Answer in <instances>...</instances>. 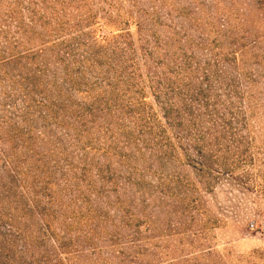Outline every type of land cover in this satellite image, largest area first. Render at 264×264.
I'll return each mask as SVG.
<instances>
[{
  "label": "rangeland",
  "instance_id": "obj_1",
  "mask_svg": "<svg viewBox=\"0 0 264 264\" xmlns=\"http://www.w3.org/2000/svg\"><path fill=\"white\" fill-rule=\"evenodd\" d=\"M17 10L0 264H264V0Z\"/></svg>",
  "mask_w": 264,
  "mask_h": 264
},
{
  "label": "trees",
  "instance_id": "obj_2",
  "mask_svg": "<svg viewBox=\"0 0 264 264\" xmlns=\"http://www.w3.org/2000/svg\"><path fill=\"white\" fill-rule=\"evenodd\" d=\"M49 0H0V36L3 38V35L7 33V29L12 28L14 30H19L21 28L22 22L24 19L18 18L19 12H25L27 15L28 22L35 23L37 22L36 11L38 9L45 11L47 10ZM28 5L26 8L22 5Z\"/></svg>",
  "mask_w": 264,
  "mask_h": 264
}]
</instances>
